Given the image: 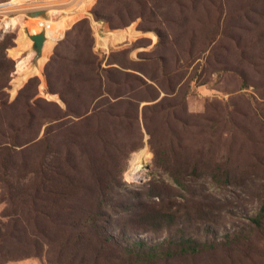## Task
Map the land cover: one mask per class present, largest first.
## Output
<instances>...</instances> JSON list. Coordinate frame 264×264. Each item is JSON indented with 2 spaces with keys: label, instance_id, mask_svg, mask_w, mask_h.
I'll list each match as a JSON object with an SVG mask.
<instances>
[{
  "label": "rangeland",
  "instance_id": "1",
  "mask_svg": "<svg viewBox=\"0 0 264 264\" xmlns=\"http://www.w3.org/2000/svg\"><path fill=\"white\" fill-rule=\"evenodd\" d=\"M2 2L0 264H264V0Z\"/></svg>",
  "mask_w": 264,
  "mask_h": 264
},
{
  "label": "trees",
  "instance_id": "2",
  "mask_svg": "<svg viewBox=\"0 0 264 264\" xmlns=\"http://www.w3.org/2000/svg\"><path fill=\"white\" fill-rule=\"evenodd\" d=\"M65 43H61L60 45H63ZM14 43L10 41H5L0 44V92L2 93L6 88H8L9 83L11 81L12 74L15 71L16 63L13 59L9 58L6 51L13 47ZM58 49H56L55 54L57 53ZM54 59V58H53ZM51 60L50 63H52L54 60ZM95 64V62H94ZM4 95V94H3ZM0 104H7L6 101H4L3 98L0 97ZM186 245L181 244V253L184 254L185 251H191L189 249H192L193 251H198L199 249L194 248L192 246L193 243L190 240H187L185 242ZM192 245V246H191ZM191 251V252H193ZM178 253V252H177ZM187 253V252H186Z\"/></svg>",
  "mask_w": 264,
  "mask_h": 264
},
{
  "label": "bare ground",
  "instance_id": "3",
  "mask_svg": "<svg viewBox=\"0 0 264 264\" xmlns=\"http://www.w3.org/2000/svg\"><path fill=\"white\" fill-rule=\"evenodd\" d=\"M61 34V28H59L58 25H55L52 22H48L47 23V28L45 29V34H44V38L46 42V39H51L53 41H56L57 39H59V36ZM139 153V152H138ZM152 155V154H151ZM150 155V156H151ZM149 156V154L147 153L146 149L142 150L140 152V154H138L137 160L135 161L133 168L131 170V177L135 180L140 179V177L142 176V169L144 167V163L143 161L145 159H147ZM145 162V161H144ZM145 173V172H144ZM129 176V177H130ZM128 178V177H127Z\"/></svg>",
  "mask_w": 264,
  "mask_h": 264
},
{
  "label": "built area",
  "instance_id": "4",
  "mask_svg": "<svg viewBox=\"0 0 264 264\" xmlns=\"http://www.w3.org/2000/svg\"><path fill=\"white\" fill-rule=\"evenodd\" d=\"M13 4L11 2H2L0 3V31L3 30L4 28L9 27V23L11 22H6V20L9 18V16L13 13ZM12 20V19H11ZM39 27L42 29H46V23L41 22L39 24Z\"/></svg>",
  "mask_w": 264,
  "mask_h": 264
},
{
  "label": "water",
  "instance_id": "5",
  "mask_svg": "<svg viewBox=\"0 0 264 264\" xmlns=\"http://www.w3.org/2000/svg\"><path fill=\"white\" fill-rule=\"evenodd\" d=\"M32 15L44 17L45 12H42V11L34 12V13H32ZM44 34H45V30H43V32L41 34L32 36L33 49L38 54V57L42 55V49L44 47V41H45Z\"/></svg>",
  "mask_w": 264,
  "mask_h": 264
},
{
  "label": "crops",
  "instance_id": "6",
  "mask_svg": "<svg viewBox=\"0 0 264 264\" xmlns=\"http://www.w3.org/2000/svg\"><path fill=\"white\" fill-rule=\"evenodd\" d=\"M44 45H45V42H44ZM44 48V47H43ZM42 53H43V51H42ZM39 60H40V58H39Z\"/></svg>",
  "mask_w": 264,
  "mask_h": 264
}]
</instances>
